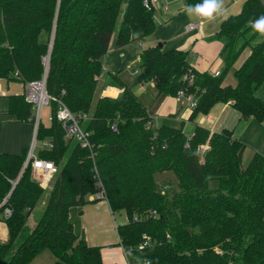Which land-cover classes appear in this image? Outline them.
Segmentation results:
<instances>
[{
  "label": "trees",
  "instance_id": "trees-1",
  "mask_svg": "<svg viewBox=\"0 0 264 264\" xmlns=\"http://www.w3.org/2000/svg\"><path fill=\"white\" fill-rule=\"evenodd\" d=\"M200 2L187 0V6ZM262 15V0H245L239 13L223 20L213 36L223 44L218 76L196 71L186 50L142 49L136 84L154 82L160 94L177 97L185 90L197 99L189 135L183 127L154 126L118 74L101 82L114 34L117 48L151 35L154 6L144 0H0V78L26 86L47 66L46 92L57 99L51 114L61 102L74 115H87L80 124L90 143L84 147L69 137L56 118L40 122L37 140L53 146H41L38 157L60 168L47 189L25 166L28 149L0 152V221L8 230L0 240V264H30L45 250L55 264H105L101 247L79 236L71 217L72 208L98 200L89 198L101 186L112 211L127 213L117 229L130 264H264V155L256 152L244 167L246 144L233 130L211 131L196 121L219 103L264 121V99L255 94L264 81V37L249 24ZM246 49L248 57L234 70L236 85L224 84ZM189 69L197 75L193 86L182 80ZM107 86L121 92L99 94ZM8 100L9 115L34 122L25 93ZM164 172L176 175L179 191L159 187L155 175ZM40 203L44 209L30 227Z\"/></svg>",
  "mask_w": 264,
  "mask_h": 264
},
{
  "label": "crops",
  "instance_id": "crops-1",
  "mask_svg": "<svg viewBox=\"0 0 264 264\" xmlns=\"http://www.w3.org/2000/svg\"><path fill=\"white\" fill-rule=\"evenodd\" d=\"M244 1L223 0L222 15L208 20L199 18L194 14L189 15L187 13V0H156L154 3L156 30L141 40L133 41L119 48L115 46L116 39L113 38L109 51L103 57L101 82L105 81L108 74L114 73L118 74L126 83V74L138 68L141 63L140 54L142 49L158 46L159 43L163 44L164 50L182 49L188 51L190 64L198 72L214 74L216 71H221L224 67L220 55L223 44L221 41L213 39V36L219 31L225 18L241 11ZM196 22H202L201 26L188 31L187 26ZM244 61L237 65L236 62L233 69H238ZM224 84L230 85L227 82ZM152 85L156 89V92L152 94L154 101L149 107L143 101L142 103L148 108L154 126L173 124L171 126L178 127L176 121L190 122L189 117L192 110L187 107L185 101L178 97L160 94L154 82H152ZM111 90L115 91V94H111L112 97H116L121 92V89L117 87L107 86L101 91V95L105 96ZM23 93H25L23 83L0 78V152L22 153L28 149L33 140V123L23 122L7 113L9 108L8 96ZM136 95L139 97V94L136 93ZM154 106L157 108L155 113H153ZM231 107L234 108L231 103L218 104L214 108V114L217 116V114L226 112ZM216 120L214 115L210 113L199 118L198 123L211 131H216L217 128L212 127L213 130L210 126L216 124ZM89 199L94 200L92 197ZM71 217L77 234L86 238L90 245L101 247L102 259L105 264H130L118 234L117 227L120 224L117 223L115 213L106 199H98L87 203L81 209L72 208ZM3 226L6 227L3 222H0V233ZM1 234L6 236L2 237L0 235V240H7V228L6 233L4 230ZM50 252V250L43 251L30 264H55L54 254L53 256L46 254Z\"/></svg>",
  "mask_w": 264,
  "mask_h": 264
},
{
  "label": "rangeland",
  "instance_id": "rangeland-1",
  "mask_svg": "<svg viewBox=\"0 0 264 264\" xmlns=\"http://www.w3.org/2000/svg\"><path fill=\"white\" fill-rule=\"evenodd\" d=\"M127 1L128 0H124V4ZM262 2L264 4V0H262ZM113 38L116 39V33L114 34ZM249 53H250L249 49H246L241 54L236 65L240 64L242 61H244L248 57ZM217 64H218V61H217ZM139 69H140V65L138 68L134 69L133 71L128 72V74H126L127 78L125 81L128 84V86H132L135 93L139 94V99L141 101H143L145 103V105H147L149 107L152 104V102L154 101L152 94L154 92H156V89L152 85V82L136 84L137 72H138L137 70H139ZM226 82H227V84L230 83V85H232V86L236 85L237 81H236V77L234 75V69H231L228 72L224 83H226ZM99 94H101V93L99 92ZM99 94H97V96H99ZM255 94L258 97L264 99V81L255 90ZM219 104H222V103H219ZM216 105H218V104H216ZM215 106H213L210 113H212L214 115V119L215 120L217 119V120H216V124H212L210 126H211V128L212 127L217 128L216 131L222 130L223 128L231 129L234 131V135L246 144V148L244 150V156H243V166L245 167L246 165H248V163L250 162V159L254 155L255 151L260 152L264 155V123H262L264 121H259L254 117L244 118L241 116L239 111H237L236 109H234L232 107L229 108L226 112H223L221 114L220 113L217 114V116L220 118L219 119L214 114ZM156 111H157V108H155V106H154L153 113H155ZM50 114H51V109L48 106H45L44 109L42 110V122L44 124H49L48 117ZM209 114H203L202 113V114L198 115V117L196 118V121L198 122L199 118H201L203 116H207ZM184 122L185 123H182V121H178V122L176 121V123H177L176 125H178V127H183L184 131L190 135L192 133V130H193V122L192 121H190V122L184 121ZM217 122H218V124H217ZM171 125H173V124H171ZM31 144H32V142H31ZM30 145H29L28 149H30ZM39 149H40V147H39V145H37L35 148V154H38ZM155 178H156L157 183L159 184V187L164 188L166 190V192H168L169 194H173L174 192L179 191L178 180H177L176 175L173 172L158 173L155 175ZM211 186L215 187L216 182L212 181ZM43 209H44L43 203H40L36 207V209H34L32 214L28 218V222H27L28 226L34 227L37 224ZM114 213H115L118 224H124L127 222L126 220H128L127 219L128 217H127V213L124 210L114 212ZM1 229H2L1 233H3L4 230L6 233V227L3 226ZM1 233H0V235H2ZM5 236L6 235H4V234L2 235V237H5ZM46 254H50V256H53L52 252L46 253ZM43 256H45V255H43ZM134 264H140V263H134Z\"/></svg>",
  "mask_w": 264,
  "mask_h": 264
},
{
  "label": "built area",
  "instance_id": "built-area-1",
  "mask_svg": "<svg viewBox=\"0 0 264 264\" xmlns=\"http://www.w3.org/2000/svg\"><path fill=\"white\" fill-rule=\"evenodd\" d=\"M156 0H144L145 5L150 8L154 6ZM202 22L190 23L187 26V30H194L201 26ZM45 66L48 64V58L44 59ZM220 71H216L213 75L218 76ZM46 79H47V66L45 69V74L40 80L32 81L26 84L25 86V95L27 100L33 104V111H34V134L32 144L30 149H28L27 159L25 166L31 165L32 167V174L35 180L39 183V185L47 189L50 187L51 181L53 180L54 176L59 172L60 168L51 160L41 159L38 157V154H35V148L37 145L41 148L44 146L46 148H51L53 145L51 142H39L37 140V133L40 122L42 121V110L45 106H50L51 100L57 101L55 97H51L46 92ZM197 79L196 72L192 69H189L182 77V80L188 84V86H193ZM105 94V93H104ZM105 96H111V94H107ZM112 97V96H111ZM179 99L185 101L187 107L189 109H194L197 105V99L193 96L188 94L185 90H181L177 96ZM56 118L59 122L62 123L64 126L66 133L69 137H74L81 141L82 146H90L89 143V132L84 130L81 126L80 121L84 118H87L85 114H79L78 116L71 113V111L63 104L59 103V108L55 115L50 114L48 117V121H52ZM111 129L116 131V125L112 124ZM92 198L98 199H106V192L104 188L101 186L98 193L91 196ZM11 214V210L6 208L4 211V216L8 217ZM1 222V221H0ZM147 243H145L146 245Z\"/></svg>",
  "mask_w": 264,
  "mask_h": 264
},
{
  "label": "clouds",
  "instance_id": "clouds-1",
  "mask_svg": "<svg viewBox=\"0 0 264 264\" xmlns=\"http://www.w3.org/2000/svg\"><path fill=\"white\" fill-rule=\"evenodd\" d=\"M223 0H201L200 3L187 6L189 15H196L199 18L212 20L222 15ZM251 28L264 37V15L254 21H249Z\"/></svg>",
  "mask_w": 264,
  "mask_h": 264
},
{
  "label": "water",
  "instance_id": "water-1",
  "mask_svg": "<svg viewBox=\"0 0 264 264\" xmlns=\"http://www.w3.org/2000/svg\"><path fill=\"white\" fill-rule=\"evenodd\" d=\"M158 46H160L161 48H163V44L162 43H159V45Z\"/></svg>",
  "mask_w": 264,
  "mask_h": 264
}]
</instances>
